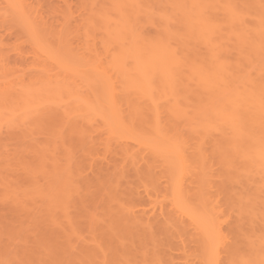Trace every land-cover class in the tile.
Segmentation results:
<instances>
[{
  "label": "bare ground",
  "instance_id": "6f19581e",
  "mask_svg": "<svg viewBox=\"0 0 264 264\" xmlns=\"http://www.w3.org/2000/svg\"><path fill=\"white\" fill-rule=\"evenodd\" d=\"M59 1L0 0V264H264V0Z\"/></svg>",
  "mask_w": 264,
  "mask_h": 264
},
{
  "label": "rangeland",
  "instance_id": "374dc122",
  "mask_svg": "<svg viewBox=\"0 0 264 264\" xmlns=\"http://www.w3.org/2000/svg\"><path fill=\"white\" fill-rule=\"evenodd\" d=\"M60 1L59 0H49V2H48V4L50 5V6H52V7H56L57 6V3H59ZM5 31V36H3L4 38H6V40L7 41H9V40H11L12 39V37L13 36H11V34H9V33H11V31L10 30H7L5 27L4 28H2V29H0V31ZM3 34H4V32H2ZM1 32H0V35L2 34ZM7 33V34H6ZM2 34V35H3ZM8 34L10 35V37L8 36ZM2 37V38H3ZM14 38V37H13ZM5 40V41H6ZM11 41H13V39L11 40ZM13 66V65H12ZM110 159H108L107 161H109ZM176 261H179V259L178 260H176ZM181 261V260H180ZM180 261H179V263H180ZM176 263V262H175ZM178 263V264H179ZM182 263V262H181ZM177 264V263H176Z\"/></svg>",
  "mask_w": 264,
  "mask_h": 264
}]
</instances>
